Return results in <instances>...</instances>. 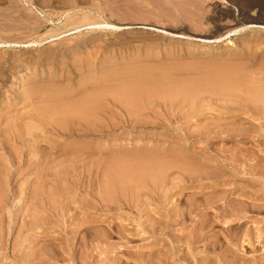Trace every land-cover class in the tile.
Listing matches in <instances>:
<instances>
[{
  "label": "bare ground",
  "instance_id": "obj_1",
  "mask_svg": "<svg viewBox=\"0 0 264 264\" xmlns=\"http://www.w3.org/2000/svg\"><path fill=\"white\" fill-rule=\"evenodd\" d=\"M260 1L228 0L230 5L237 7L240 15L239 19L242 18L246 23L250 24H258L257 22L264 21V3ZM259 11L262 15L259 14ZM219 13V21H222V18L224 20L233 18V13L227 11L225 13ZM91 23L93 24V22ZM100 23H95L89 27L93 30L117 31L118 29L113 24L107 22ZM88 24L90 25V23ZM80 28L84 27L82 26ZM80 28H77V30ZM176 32L178 31H173L172 36L188 37L184 33ZM233 32H228V34L230 35ZM204 40L209 41V39ZM12 44L0 40V47L7 45L11 47ZM14 45L16 44L14 43ZM35 45L34 42L28 46L35 47ZM24 46L27 45L25 44ZM244 62V65H246V61ZM177 66L173 68L170 66L172 69H168V71L163 69L166 70V73H162V69L155 68L143 69V67L141 70H137V72L134 70V73L132 72V75L128 77L131 78L130 81L127 84L126 82L124 85L122 84L123 86H119L120 84H117L118 86H107L108 83L106 81L109 80L105 78V82L101 81L104 82L102 87L98 85V89L94 90L93 87L92 90L88 89L89 91L85 93L82 91L84 94L81 96H78L79 93H71L72 98L69 99L64 98L66 95L63 93H60L61 95L59 93L52 95L55 91L51 92L52 94L50 92L48 94L47 92L45 94L46 97L44 96L46 99L43 107L40 106L38 109L23 111L24 113L20 116L16 115L14 118L11 117L6 125H4V128H0V137H3L0 140V147L2 146L1 148L5 152V154L2 153L4 155H1L4 160L0 164V253L6 251L2 260L6 259L5 261H8L12 258L13 264H17L18 261L21 264H25L26 260H21V255L25 252V255L28 257L27 259H29L26 264H60L63 261L71 264H94L96 262L95 252L97 256L99 253L105 255V252L108 253V250L113 248L112 244L114 243H110L113 238L110 229L118 233L125 242L134 236L127 235V232L129 233L130 231L127 223L130 224L132 221L127 218L122 219L124 208H129L130 211H135L137 214V217L134 219L137 225L136 231L134 230L135 232L138 234L149 233L155 236L156 228L159 227V236L163 238L168 232L167 229L170 227L174 229L176 225L185 231L184 220L188 217V213L192 215L196 210L201 215L204 210H209L213 207L216 208L215 205H218L222 201H227L239 193V197L247 199V202L250 201L253 203V206L256 202L264 203V171L257 167L262 166L264 157L260 155L257 157L251 153L242 154L240 150L231 149L228 152L230 153L229 156H226V153L223 154V152H218L212 148L214 152H217L218 157L208 158L204 154L196 151L192 153L193 155L188 156L187 151L186 153H169V155H166L164 152H156L152 149L144 156L143 154H139L138 151V153L133 154L129 158H127L128 156H120L111 163L108 161L107 149H100L102 154L95 160L89 153L82 154V158H80V155L78 156L76 152L78 151L77 149H70L71 151L69 152L65 150V152L63 150L64 148H61L63 153L54 152L56 151L55 147L60 145L58 140L62 134H84V136L85 134L92 136L95 133L101 135L102 133L106 134L105 132L108 126L112 123L115 124V121L111 119L110 104L118 105L120 108L122 107L131 112L126 115L128 116L126 117L128 124L135 122L134 125H142L143 127L149 125V122L147 123L143 120V113L148 107L153 105L162 108V113H164L163 118L158 120L159 123H164L167 120L169 124L173 122L177 124L185 120L200 125L207 121L206 124L208 127L206 133L192 134L188 137L193 139L199 136L209 142L211 146L218 139L226 141L234 137H239L241 140H247L251 137L254 139L258 138L264 142V68L260 73L249 75L244 73L245 66L241 64L234 65L235 67L221 66L216 69L214 68V71L210 70L207 75L201 77L193 75L192 77L182 79V74L187 73L189 75L190 71L188 69L190 67L185 69ZM163 68L165 67L163 66ZM121 74H119L120 79L118 74V78L115 76V81L117 79L121 81L122 78L124 83L123 78L126 79L127 73H124V76ZM261 75L262 77H259ZM159 76L162 77L161 80ZM253 76H256V78ZM111 80L112 83L115 82L112 77ZM40 102L42 101L40 100ZM179 111H186V113L179 115ZM111 120L114 122L112 121L111 123ZM223 120H226L225 123L232 128L224 129L223 131L214 129V126L222 127ZM119 121L121 120L119 119ZM237 129H239L238 132ZM165 130L168 131L169 129L165 128ZM262 144L261 146L264 148V143ZM185 147L188 148V145H185ZM30 149L34 150L32 156L30 154L28 156L26 152ZM66 149L69 150V148ZM253 161L254 163L252 165L254 164L256 166L249 164ZM212 163L218 165L215 167L219 172L213 169L210 170L209 166H213ZM23 166H26L27 171L30 170L35 175V178L32 181V185L24 190L25 196L22 198V205L18 210L24 217L21 219L22 224L16 241L12 247L10 246L8 248L9 245L5 244L4 239V229L7 228L5 226L7 223H5L6 221L4 222V217L1 213L8 204L9 195L11 193L15 194L14 189L9 190L11 186L10 174L16 173L13 171L14 167L20 169ZM227 168L232 169L234 173L231 171L230 174L233 173L234 175L232 176L234 178L236 177V180L225 177L227 173L225 169ZM241 180L245 181L243 185H239V181ZM246 181L249 183L248 185H245ZM208 186L213 190L215 189V191L221 188H226V191L223 190L224 192L222 194L214 193L215 195L213 194L214 196L212 198L208 196L210 199H207L208 201L206 202L199 201L198 197L205 194L207 192L206 190H209L207 189L209 188ZM248 188L253 189V191L249 192ZM191 190H194L196 194L193 198H190L191 200H188L190 204L189 210H184V208L178 209L176 205L178 202L187 205V202L184 199L180 200V198L186 196L187 192ZM213 190L212 192H214ZM80 195L84 196L85 199L79 198ZM154 196L159 198L158 211L156 213L154 212L156 215L154 220L146 225V223L143 224L140 222L139 219L145 211H148V214H152L151 209L153 208L148 206V202ZM202 200L204 199L202 198ZM259 206L256 204L254 207L258 209ZM243 207L245 208V205ZM231 209V212L227 216L232 215L235 217L232 221H235L238 218L240 209L233 204L231 205ZM218 219L216 220L217 224L219 223ZM173 222L175 223L174 225L172 224ZM209 224L210 222L205 220L202 224L200 223L201 227L198 229L199 235L206 231ZM250 231L244 236L247 240L252 239ZM255 231L256 237L254 239L258 241L264 240V228L255 227ZM28 241L30 248L25 250L27 246L24 243ZM169 241H173L172 236ZM162 242L165 245L158 244L162 246L160 250L161 254L165 253V255H169L165 257L163 255L159 257L158 255L159 258L156 257L157 259L151 257L152 260L149 259L150 261L148 262L143 260L146 264H172L170 262L175 261V258L179 257L178 251H173L176 243L172 248L168 247L169 250L166 249L163 252V249L167 245L165 239H162ZM177 242H181L180 239ZM120 258L122 257L116 255L114 258H108V260L112 264H120L119 261L123 260ZM138 259L136 258L134 261L136 262L135 264L138 263ZM105 263L108 264L106 261Z\"/></svg>",
  "mask_w": 264,
  "mask_h": 264
},
{
  "label": "rangeland",
  "instance_id": "obj_2",
  "mask_svg": "<svg viewBox=\"0 0 264 264\" xmlns=\"http://www.w3.org/2000/svg\"><path fill=\"white\" fill-rule=\"evenodd\" d=\"M227 2L228 0H0V40L8 42L9 44L13 43L11 47L10 45L0 47V128H4V125H6L11 117L14 118V116H20L26 111L38 109L40 106L43 107L47 92L48 94L49 92L52 94L51 92L55 91L52 95L63 93L66 95L64 98L69 99L72 98L71 93H79L78 96H81L86 91H89L88 89L92 90L93 87L94 90L98 89V85L102 87L105 78L110 81L112 77L115 81L119 74L122 73L121 75L124 76L127 73L126 79L123 78L124 83L122 78L121 81L119 80L120 75L119 79L113 83L111 82L113 80L110 82L106 81L108 83L107 86H116L117 84L123 86L125 82L127 84L130 81L131 78L128 77L132 75V72L134 73V70L137 72V70H141L143 67V69H162V73H166V70L168 71V69H172L177 65H179L177 67L185 69L190 67L188 69L190 71L189 75L187 73L180 74L182 79L192 77L193 75L201 77L207 75L210 70L214 71V68L237 66L240 64L245 66V74L253 75V73L262 72L264 68V21L257 22L258 24L246 23L242 18L239 19L240 15L237 7ZM260 2L264 3V0ZM226 11L233 13V18H225L226 20L222 18V21H219V12L225 13ZM182 12L183 14H181ZM259 14L262 15L260 11ZM104 20L116 26L118 28L117 31L93 30L89 27L95 23H105ZM84 23H86L85 26ZM79 26H83L84 28H80ZM77 28L81 30H77ZM173 31H178L176 33H184L188 37L172 36ZM231 31L237 32L229 35L228 32ZM204 39H209V41H205ZM34 42L36 44L35 47L28 46ZM25 44L27 46H24ZM244 61H246L247 66L244 65ZM253 77L256 78V76ZM259 77H262V75ZM110 105L111 119L117 125L113 124V120H111L112 124L109 125L110 127L108 126V129H110H107L106 134L102 133V135L98 133L92 136L89 134H85V136L84 134H62L58 140L60 145L55 147L56 151L54 152L63 153V150L69 152L71 151L70 149H77L78 151L76 152L78 156L80 155V158H82V154L89 153L95 160L102 154L100 149H107L106 153L110 163L120 156H128L127 158H129L133 154L138 153V151L139 154H143L144 156L152 149L156 152H164L166 155H169V153H186L187 151V155L190 156L196 151L204 154L208 158H215L217 156V152H214V150L223 152V154L226 153V156H229L230 153L228 152L234 149L240 150L242 154L251 153L257 157L259 155L264 157V148L261 146L264 142L258 138L254 139L251 137L247 140H241L239 137H234L226 141L218 139L211 146L209 142L199 136L193 139L188 137L192 134L206 133L208 127L206 124L207 121L200 125L185 120L177 124L174 122H170L171 124H169L167 120L164 121L163 119L164 123H159L158 120L163 118L164 113H162V108L153 105L148 107L149 109L147 108L143 113V120L147 123L149 122L148 126L143 127L142 125H134L135 122L133 124L126 122V117H128L126 115L130 114V111L122 107L120 108L118 105ZM179 112V115L186 113V111ZM148 116L151 118L149 119ZM158 117L160 118L158 119ZM225 121L223 120L222 127L214 126V129L223 131L224 129L232 128ZM165 128L169 130L167 131ZM238 131L239 129H237ZM2 138L0 137V140ZM185 145H188V148ZM64 146L69 148V150ZM1 147L0 164L4 160L1 155L5 154ZM61 148L64 149L62 150ZM33 151L32 149L27 150V155L29 156L30 154L32 156ZM196 156L200 157L199 155ZM252 163L254 161L249 164L252 165ZM249 164L247 165L249 166ZM212 165L209 166L210 170L218 171L215 167L218 165L214 163ZM252 166L256 165L253 164ZM257 167L264 171L262 169L264 168V163L262 166ZM20 169L14 167L13 171L16 173L10 174L11 186L9 190L14 189L15 194H18L11 193L9 195L8 204L5 206V210H3L4 213L3 211L1 213V215L3 214L4 222L9 223L5 225L7 228L4 229L5 244L9 245L8 248L10 246L12 247L16 241L22 224L21 219L24 217L18 211L22 205V198L25 196L24 190L32 185V181L35 178V175L30 170L27 171L26 166ZM225 171L227 172L226 174L224 173L226 178H234L232 176L234 175L232 169L227 168ZM231 171L233 173L230 174ZM236 179L235 177L233 180ZM244 182L242 180L239 181V185H243ZM246 184L248 185L249 183L246 181ZM208 187L207 189L209 190H206L207 192L205 191V194L198 197L199 201L206 202L208 201L207 199L215 195L214 193L222 194L226 191V188L215 191L210 186ZM258 189L260 188L258 187ZM248 191L252 192L253 189L248 188ZM187 194L186 196H182L183 198H180V200L184 199L187 205L178 202L176 204L178 209L184 208V210H189L190 204L188 200H191L190 198H193L196 192L191 190ZM239 194L215 205L217 209L213 207L209 210H204L201 215L196 210L192 215L188 213V219L186 218L184 220L186 230H181L177 225L174 229L170 227L167 229L168 232L163 238L159 236V227L156 228L155 236L149 233L138 234L135 232L137 225L134 219L137 217V214L135 211H130L129 208H124L122 219L127 218L132 221L130 224L127 223L128 228H130L127 235L134 236L125 242L118 233L110 229L113 235L112 242L110 241V243H114L112 244L113 248L109 249L110 252L109 250L108 253L105 252V255L99 253L100 255L98 254L97 256L95 252L97 263L95 262L94 264H101L102 261L104 262L102 264H106L105 261L108 264H112L108 258H114L116 255L122 257L120 259H123L119 261L120 264H135L136 262L134 261L139 257L137 264H146L145 262L150 261L149 259L151 257L159 258L162 255L163 257L168 256L169 254L165 255V253L161 254L160 252L162 246L165 245L162 239L166 240L167 245L163 249V252L166 249L169 250L170 247L172 248L176 243L173 251H178L179 257H176L175 261H171L170 263L172 264H226V262L227 264H264V240L258 241L254 239L256 237L254 233L255 227L264 228V203L256 202L257 206L260 205V209H257L254 207L256 204L253 206V203L250 201L249 203L247 199L239 197ZM188 196L189 198L187 199ZM208 196L210 197L208 198ZM79 198L85 199L81 195ZM148 203V206L153 208L151 209L152 214H148V211H145L139 219L140 222L143 224L146 223V225L154 220L156 216L155 213L159 207L158 203H160L159 198L154 196ZM232 204L240 209L238 218L235 221H232L235 218L232 215L227 216L232 210ZM242 205H245V208ZM217 219L219 220L218 224L216 222ZM204 220L210 222V224L206 228V231L203 232L204 234L202 233L200 236L198 229H200V223L202 224ZM172 224L174 225L175 223L173 222ZM249 231L253 240L249 238L247 240L244 237ZM197 235L198 237H196ZM171 236L173 239L172 242L169 241L171 240ZM178 239L181 242L178 243ZM24 245L27 246L25 250L30 248L28 246L30 245L29 241L24 243ZM189 246H191V249ZM3 252L0 253V264H13L12 258L8 261H5L6 259L2 260V257L6 254V251ZM21 258L23 261L26 260V263L29 261L25 252L21 255ZM141 260H145V262ZM17 264L21 263L18 261ZM60 264L71 263L63 261Z\"/></svg>",
  "mask_w": 264,
  "mask_h": 264
}]
</instances>
